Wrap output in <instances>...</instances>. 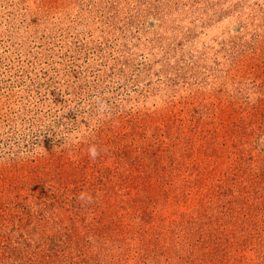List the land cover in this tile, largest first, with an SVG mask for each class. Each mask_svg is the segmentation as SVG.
Segmentation results:
<instances>
[{
    "label": "rangeland",
    "instance_id": "1",
    "mask_svg": "<svg viewBox=\"0 0 264 264\" xmlns=\"http://www.w3.org/2000/svg\"><path fill=\"white\" fill-rule=\"evenodd\" d=\"M50 260L264 264V0H0V264Z\"/></svg>",
    "mask_w": 264,
    "mask_h": 264
},
{
    "label": "trees",
    "instance_id": "2",
    "mask_svg": "<svg viewBox=\"0 0 264 264\" xmlns=\"http://www.w3.org/2000/svg\"><path fill=\"white\" fill-rule=\"evenodd\" d=\"M108 141H110V139ZM140 142L142 144L141 146L145 145V146H152L153 147L156 141H154V140L152 141L151 137H150L149 141L144 142V140H141ZM143 149L147 150L145 148H142L141 156H140V154L137 155L136 159L131 162V163H133V164L130 165L131 167L129 166V167L126 168L127 172H126L124 177L129 182L131 181L132 184H138L139 180H141V181H144V180L149 181V175L146 177V179L143 178L145 176L144 175L145 174L144 173V169H147V166H156L158 164L155 159H149V161H146L147 160L146 159L147 158V155H146L147 152L143 153ZM107 151L113 152L112 150H110L108 148H107ZM81 161L83 162V166H88V162H87L86 158L81 159ZM97 168L99 169V171L102 170L101 167L100 168L96 167V170H97ZM119 178H120V180L122 182V178L123 177L119 176ZM89 184H90V188H91V185L93 184V182L90 181ZM123 184L126 185L125 180H123ZM52 205H53V203H47L46 202V205L42 208V209H44V211H39V213H38L39 215H35L33 212L30 213V220H34L36 223L38 222L37 224L39 226H41L40 229H39L40 232L42 231V233H47L46 236L42 237L44 239V240L42 239V241L43 242L45 241L43 243V245H46L47 247L46 248L44 247V251H42L40 254L43 255V259H45V257H49V256H51V257H55V256L56 257H59V256L62 257L63 255H65L67 258H69L68 255L72 251H69V250L65 251L67 246H69L68 245V241H67V239L68 240L70 239L69 238V233L68 232L66 233V232L62 231L61 228H55V229H52L50 231V229H49L50 225H48L46 223V222H48V219L50 218L51 215H56V214H54L55 207L52 206ZM46 207H48L47 210L45 209ZM39 218H40V220H39ZM62 223H64V222H62ZM57 227H59V225ZM30 232H32L31 229H30ZM36 232H34L35 236L34 235L30 236V245L33 244L34 241H37L38 238H39V236H38L39 234L36 233ZM78 244H80V241L78 239H76L72 248L73 249L75 248L77 251H79L78 253H80V248L78 247L80 245H78ZM49 247H51V248H49ZM48 249H50L49 252L47 251ZM39 260H41V257L39 258ZM37 263L39 264V262H37ZM53 263H54V261L50 260V261H48L47 264H53Z\"/></svg>",
    "mask_w": 264,
    "mask_h": 264
},
{
    "label": "clouds",
    "instance_id": "3",
    "mask_svg": "<svg viewBox=\"0 0 264 264\" xmlns=\"http://www.w3.org/2000/svg\"><path fill=\"white\" fill-rule=\"evenodd\" d=\"M88 155L91 159H96L99 155V152L97 150V147L95 145H92L88 149Z\"/></svg>",
    "mask_w": 264,
    "mask_h": 264
}]
</instances>
